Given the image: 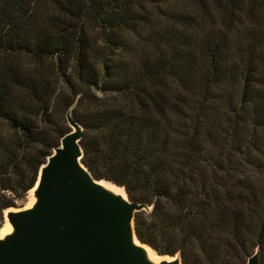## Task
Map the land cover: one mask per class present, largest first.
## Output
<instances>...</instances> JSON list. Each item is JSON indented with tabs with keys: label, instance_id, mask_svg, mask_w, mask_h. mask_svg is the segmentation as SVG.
Segmentation results:
<instances>
[{
	"label": "trees",
	"instance_id": "16d2710c",
	"mask_svg": "<svg viewBox=\"0 0 264 264\" xmlns=\"http://www.w3.org/2000/svg\"><path fill=\"white\" fill-rule=\"evenodd\" d=\"M81 163L180 264H264V0H0V212Z\"/></svg>",
	"mask_w": 264,
	"mask_h": 264
},
{
	"label": "water",
	"instance_id": "95a60500",
	"mask_svg": "<svg viewBox=\"0 0 264 264\" xmlns=\"http://www.w3.org/2000/svg\"><path fill=\"white\" fill-rule=\"evenodd\" d=\"M65 119L70 132L40 167L33 204L5 213L11 231L0 238V264H180L178 256L148 259L133 223L147 207L91 176L81 163L82 130L69 112ZM246 264H260L257 251Z\"/></svg>",
	"mask_w": 264,
	"mask_h": 264
},
{
	"label": "bare ground",
	"instance_id": "6f19581e",
	"mask_svg": "<svg viewBox=\"0 0 264 264\" xmlns=\"http://www.w3.org/2000/svg\"><path fill=\"white\" fill-rule=\"evenodd\" d=\"M100 183L106 187L107 189L111 190L112 192L116 193V194H120L122 196H124V192L121 188H118L108 182H104V181H100ZM30 192L32 193V190H30ZM34 202V198L32 197L29 201V207L33 204ZM11 231V227L10 225L6 222L2 228L0 229V238H2L4 235L8 234ZM144 250L146 252V255L148 257L149 260H151L152 262H159L161 259L160 257L156 256V254L148 247L143 246Z\"/></svg>",
	"mask_w": 264,
	"mask_h": 264
},
{
	"label": "rangeland",
	"instance_id": "374dc122",
	"mask_svg": "<svg viewBox=\"0 0 264 264\" xmlns=\"http://www.w3.org/2000/svg\"><path fill=\"white\" fill-rule=\"evenodd\" d=\"M33 196H32V193L29 191L28 193H27V196H26V200H25V202H24V204H23V207H21V208H17V209H15V208H10V209H8V210H12V211H17V210H24V209H26V208H28L29 207V201H30V199L32 198ZM7 221H5L4 222V224L6 223ZM156 256H158V255H156ZM158 257H160V256H158ZM160 258H165V257H160Z\"/></svg>",
	"mask_w": 264,
	"mask_h": 264
},
{
	"label": "built area",
	"instance_id": "2783aa9c",
	"mask_svg": "<svg viewBox=\"0 0 264 264\" xmlns=\"http://www.w3.org/2000/svg\"><path fill=\"white\" fill-rule=\"evenodd\" d=\"M7 211V210H6ZM6 211L0 212V229L2 228V226L4 225L5 220V213Z\"/></svg>",
	"mask_w": 264,
	"mask_h": 264
}]
</instances>
